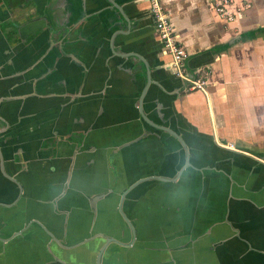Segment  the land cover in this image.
I'll use <instances>...</instances> for the list:
<instances>
[{"label":"crops","instance_id":"crops-1","mask_svg":"<svg viewBox=\"0 0 264 264\" xmlns=\"http://www.w3.org/2000/svg\"><path fill=\"white\" fill-rule=\"evenodd\" d=\"M6 1L0 264H264V0Z\"/></svg>","mask_w":264,"mask_h":264},{"label":"built area","instance_id":"built-area-1","mask_svg":"<svg viewBox=\"0 0 264 264\" xmlns=\"http://www.w3.org/2000/svg\"><path fill=\"white\" fill-rule=\"evenodd\" d=\"M149 15L154 21L155 33L161 44V52L167 56V61L171 74L189 84V88L202 89L205 85V80L200 77H192L186 70V50L178 41L174 26L172 25L168 14L163 9L160 0H147ZM217 14L227 20H234V13L231 12L229 6L231 0H217L211 2Z\"/></svg>","mask_w":264,"mask_h":264},{"label":"water","instance_id":"water-1","mask_svg":"<svg viewBox=\"0 0 264 264\" xmlns=\"http://www.w3.org/2000/svg\"><path fill=\"white\" fill-rule=\"evenodd\" d=\"M116 7H118L117 5H116ZM161 49V48H160ZM160 54H161V56L163 55L162 54V52H161V50H160ZM139 57V56H138ZM161 66V68H162V70H164L165 72H167L168 74H171V71H170V68H169V66H168V63L166 62V64L165 63H163L162 65H160ZM148 69V76H149V80H150V72H149V68H147ZM179 80H181V79H179ZM182 81V80H181ZM149 82V81H148ZM144 89H142V92L145 90V88L146 87H143ZM142 96H143V94L141 95V97H140V100H139V105H138V110H139V113H140V115H141V117H142V119L145 121V122H147L148 124H150L151 126H153L154 128H156V129H158V130H162V131H165V132H168V133H170V134H172L173 136H175L182 144H183V142H182V140H181V138L171 129V128H169V127H167V126H163V125H161V124H158V123H156V122H154V121H152V120H150L147 116H146V114L143 112V109H142ZM185 146V145H184ZM185 151L187 152V154L189 153L188 152V149H187V147L185 146ZM190 163H189V161H188V158H186V163L183 165V167L181 168L182 170L185 168V166H187V165H189ZM181 169L179 170V171H181Z\"/></svg>","mask_w":264,"mask_h":264},{"label":"flooded vegetation","instance_id":"flooded-vegetation-1","mask_svg":"<svg viewBox=\"0 0 264 264\" xmlns=\"http://www.w3.org/2000/svg\"><path fill=\"white\" fill-rule=\"evenodd\" d=\"M1 2L4 3L5 6H6V8H7V5L9 4V2H7L6 0H0V4H1ZM26 7H28V5H27ZM10 8H12V7H10ZM12 9H13V8H12ZM26 16H27V15H26ZM29 17H30V15H28V16L26 17V19L24 18V16H23L22 18H18V19H17V22L19 23L18 26H20V25L23 26L24 23L26 24V23L30 22L31 20L29 19ZM34 17H37V18L40 19V14H39V13H33L32 18H34ZM23 18H24V19H23ZM8 23H10V22H8V21H6V22H2V23L0 24V26H2V27H5L6 25L11 26V25L8 24ZM48 23H49V22H48ZM48 25H50V23H49ZM2 27H0V28H2ZM50 30H51V29H50Z\"/></svg>","mask_w":264,"mask_h":264}]
</instances>
